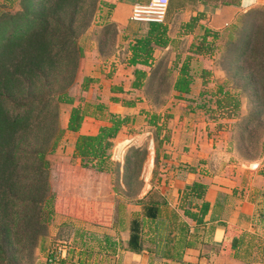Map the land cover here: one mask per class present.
<instances>
[{"label":"rangeland","instance_id":"1","mask_svg":"<svg viewBox=\"0 0 264 264\" xmlns=\"http://www.w3.org/2000/svg\"><path fill=\"white\" fill-rule=\"evenodd\" d=\"M124 1H96L95 16L79 41L84 49V66L70 88V93L77 99L73 105L62 104L59 117L64 129L73 107L80 105L87 109L89 104H104L110 112L132 119L121 128L116 138L140 135L139 140H132L129 144L122 142L118 148L111 147L112 165L106 172H97L91 168L93 162L85 166L74 155L81 128L76 133L65 131L55 152L48 156L50 190L62 199L94 203L96 212L85 211L87 220L76 215H55L47 225L46 236L34 251L33 264H47L51 250L58 255L64 253L69 264H121L120 256H114L110 251L117 252L122 239L127 236L129 219L141 212L135 201L141 198L145 184L149 187L147 194L155 191L160 195L159 185H169L175 179L170 167L173 164L169 162H173L176 155H194L203 147V152L210 151L211 171L222 170L233 179L234 174L241 177L243 170L264 176V105L247 63L252 38L264 24V0H256L246 8L237 6L235 13L228 11L225 17L220 15L219 22L214 9L225 7L222 2L231 0H203L205 4L202 0H170L166 18L176 19L174 22L165 19L164 23L168 24L173 42L167 48L153 52V65L161 63L160 74L164 82L154 86V77L145 88L137 90L131 89L135 77L126 61L130 56L129 45L146 33L148 23L131 21L133 6L129 12L126 8L128 2L124 11L115 9ZM109 4H115L110 14ZM7 9L13 11L17 8L15 5L8 7L6 0H0V10ZM193 17L200 20L189 33L190 28L185 25ZM106 29L111 30L106 37L111 38L114 34V42L110 49L105 47L101 52L99 41ZM205 33L208 36L203 48L211 45V53L204 56L192 54L191 50L202 44ZM241 44L244 51H241ZM185 62L189 64L193 80L190 92L181 94L173 90V84ZM260 62L264 69V60ZM149 68L147 75L151 74L153 66ZM86 78L92 82L83 91ZM226 92L230 97L224 95ZM111 97L133 100L135 106L123 107L120 103H113ZM93 110L94 107L88 108L89 113ZM153 115L158 118L155 126L148 123ZM104 124L87 117L81 127L85 133H94ZM177 174L182 173L177 170ZM119 203L124 209L116 207ZM169 205L167 202L168 211H163L162 215H168L172 210ZM120 218H124V223H120ZM106 237L114 247L110 251L104 248Z\"/></svg>","mask_w":264,"mask_h":264},{"label":"trees","instance_id":"2","mask_svg":"<svg viewBox=\"0 0 264 264\" xmlns=\"http://www.w3.org/2000/svg\"><path fill=\"white\" fill-rule=\"evenodd\" d=\"M96 1L6 0L8 7L15 5L17 9L0 10V264H33L34 251L46 236L47 225L55 215H76L84 219V212L91 209V203L80 199H62L50 190L48 156L55 152L65 131L78 132L86 117L104 122L94 135L79 134L74 155L85 166L93 162L92 169L106 172L112 165L111 141L124 125L132 121L130 117L110 112L106 105L99 103L89 104L87 109L80 105L73 107L67 127L63 129L60 125V106L73 105L77 99L70 93V88L84 66V49L79 41L95 16ZM255 1L231 0L222 3L246 8ZM202 3L205 4L203 0ZM114 5L109 4L108 14ZM199 20L193 17L185 25L190 28L189 33ZM110 31H102L99 41L101 52L113 45L114 34L111 38L106 37ZM207 36L208 33L202 36V44L191 50L192 54L204 56L211 53V45L203 48ZM172 42L167 23H148L146 33L129 45L130 56L126 66L133 69L132 90L145 88L154 77V86L163 84L164 77L160 74L162 65H153V52L167 48ZM240 47L244 51L243 44ZM263 60L264 24L252 38L247 60L251 76L257 84L259 99L264 105V69L260 62ZM151 66V74L147 75ZM178 73L173 90L188 94L193 80L188 62L183 63ZM91 82L90 78L84 79L82 90L86 91ZM224 95L230 97L229 92ZM111 101L123 107L135 106L133 100L111 97ZM89 107H94L92 113L88 112ZM150 118L148 123L155 126L158 118L155 115ZM132 177L133 174L131 180ZM204 193L205 186L194 183L186 188L182 200L189 197L202 199ZM135 203L141 207V212L129 219L128 239L121 244V248L133 253L146 250L163 255L172 250L179 251L181 246L186 245L189 228L173 210L168 215H162L163 211H168L167 201L158 193L149 192ZM116 207L124 209L122 203ZM208 209L209 205L203 202L198 216L192 215L196 227L203 223ZM119 220L124 223V218ZM173 233L174 245L170 247V235ZM105 241V250L114 248L109 244L108 237ZM231 248L234 249V244Z\"/></svg>","mask_w":264,"mask_h":264},{"label":"crops","instance_id":"3","mask_svg":"<svg viewBox=\"0 0 264 264\" xmlns=\"http://www.w3.org/2000/svg\"><path fill=\"white\" fill-rule=\"evenodd\" d=\"M143 2L145 1L125 0L124 3H118L115 9L124 11V7L128 5L126 8L130 12V7L134 4L145 5L149 1ZM235 9L236 7L229 6L215 8L214 14L217 22L220 20V15L225 17L228 15V11L235 13ZM120 19L122 20V18ZM165 19H167L166 22H174L176 18L173 17L172 20L168 16ZM96 132L85 133L81 127L79 133L94 135ZM139 136L123 138L120 135L116 140L111 141V147L118 148L122 142L129 144L132 140H139ZM209 153L210 151L203 152L202 147L194 155L189 153L176 155L173 162H169V164H173L169 166L174 170L171 173L175 179L169 185H165V183L159 185V193L170 204V210L175 211L179 219L189 228L185 238L186 245L181 246L179 251L176 249L163 255H159L156 251L148 252L146 250L142 253H133L121 248L122 245H120L119 252L117 250L112 255L120 256L121 264H264V241H262L264 239V210L262 209L264 176L258 175V173L255 175L252 170H243V174H240L241 177L234 174L235 178L233 179L222 170L211 171ZM177 170L182 174H177ZM146 172L147 170L144 175L147 174ZM160 176L164 177V175ZM194 183L205 186L203 198L189 197L183 201L184 191ZM148 191L149 187L145 184L140 197L145 196ZM203 202L209 205V209L204 216L203 223L196 227L192 215L198 216ZM90 205L89 211H95L96 204L91 203ZM84 220L87 219L84 218ZM172 237H174V233L170 235V247L174 245ZM127 239L128 231L121 244ZM232 244H234V249L231 248Z\"/></svg>","mask_w":264,"mask_h":264},{"label":"built area","instance_id":"4","mask_svg":"<svg viewBox=\"0 0 264 264\" xmlns=\"http://www.w3.org/2000/svg\"><path fill=\"white\" fill-rule=\"evenodd\" d=\"M169 0H149L146 5L136 4L132 8L131 21L143 23H163L165 21ZM60 257H62L60 259ZM47 264H69L65 255H58L51 250L48 253Z\"/></svg>","mask_w":264,"mask_h":264}]
</instances>
